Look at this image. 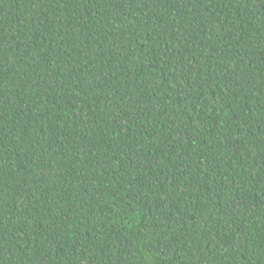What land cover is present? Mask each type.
<instances>
[{"label": "trees", "instance_id": "1", "mask_svg": "<svg viewBox=\"0 0 264 264\" xmlns=\"http://www.w3.org/2000/svg\"><path fill=\"white\" fill-rule=\"evenodd\" d=\"M0 264H264V0H0Z\"/></svg>", "mask_w": 264, "mask_h": 264}]
</instances>
